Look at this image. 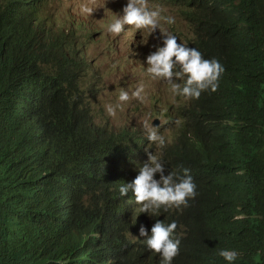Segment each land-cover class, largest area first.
Wrapping results in <instances>:
<instances>
[{"label":"clouds","instance_id":"9594fccd","mask_svg":"<svg viewBox=\"0 0 264 264\" xmlns=\"http://www.w3.org/2000/svg\"><path fill=\"white\" fill-rule=\"evenodd\" d=\"M18 1L0 0V149L10 183L35 193L45 208L39 227L65 238L51 236L55 258L76 253L82 264H123L144 247L157 264H180L177 222L157 216L187 206L196 184L187 168L165 174V159L186 138L188 99L215 91L224 71L160 23L182 20L184 36L192 35L193 8L164 0L170 15H163L147 0ZM99 25L134 49L132 36L159 29L162 43L145 56L143 72L187 100L181 114L156 93L147 96L136 66L108 70L107 82L98 61L86 57ZM59 71L66 74L58 87L64 102L41 91ZM216 254L227 264L238 255L232 248Z\"/></svg>","mask_w":264,"mask_h":264},{"label":"trees","instance_id":"16d2710c","mask_svg":"<svg viewBox=\"0 0 264 264\" xmlns=\"http://www.w3.org/2000/svg\"><path fill=\"white\" fill-rule=\"evenodd\" d=\"M184 1L193 8L186 45L217 59L224 71L215 91L188 99L182 115L186 138L165 159V174L189 170L196 195L157 219L176 220L180 264H227L216 254L219 248L237 251L233 264H264V0ZM65 75L59 71L41 91L64 102L58 87ZM9 178L0 149V264H82L76 253L63 262L55 258L51 236L65 238L39 227L45 208L35 193ZM123 264L157 262L140 247Z\"/></svg>","mask_w":264,"mask_h":264},{"label":"rangeland","instance_id":"374dc122","mask_svg":"<svg viewBox=\"0 0 264 264\" xmlns=\"http://www.w3.org/2000/svg\"><path fill=\"white\" fill-rule=\"evenodd\" d=\"M116 1L120 2L121 0ZM122 4H125V2H122ZM147 4L150 7L159 6L163 15H170L169 8L164 0H147ZM160 23L167 32L177 36V43H186L187 37L184 35L188 33L183 27L184 21L174 18V23L172 24H167L163 20ZM132 40L136 43V49L133 48L132 42H129L126 37L107 33L103 25H99L96 28L95 38L91 39L87 44L86 57L89 60L98 61L100 69L104 71L107 82L111 81V73H107L108 70H118L131 65L138 67L142 72L147 96L156 93L155 98L159 102L164 106L172 105L177 114H181L187 105V100L185 101L179 96L173 97L164 82L149 80L143 72L145 56L150 51L155 50V45L162 43L159 29L150 34L149 37L141 35L139 31L135 36H132ZM142 40L146 43H141ZM109 41H114V45L109 46ZM178 99L179 102H177ZM174 126H177V124L175 123ZM171 130L172 128L167 133L168 138L173 136Z\"/></svg>","mask_w":264,"mask_h":264}]
</instances>
